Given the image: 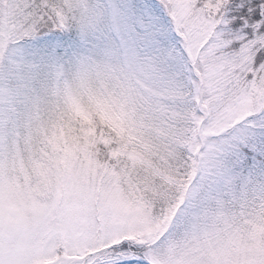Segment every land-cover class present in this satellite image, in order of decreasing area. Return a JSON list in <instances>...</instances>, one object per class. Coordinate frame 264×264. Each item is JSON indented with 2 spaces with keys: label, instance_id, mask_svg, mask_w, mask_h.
Returning <instances> with one entry per match:
<instances>
[{
  "label": "snow or ice",
  "instance_id": "snow-or-ice-1",
  "mask_svg": "<svg viewBox=\"0 0 264 264\" xmlns=\"http://www.w3.org/2000/svg\"><path fill=\"white\" fill-rule=\"evenodd\" d=\"M0 264H264V0H0Z\"/></svg>",
  "mask_w": 264,
  "mask_h": 264
}]
</instances>
